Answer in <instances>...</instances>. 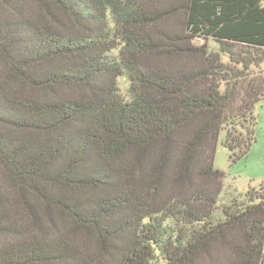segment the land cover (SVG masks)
<instances>
[{"label":"trees","instance_id":"obj_1","mask_svg":"<svg viewBox=\"0 0 264 264\" xmlns=\"http://www.w3.org/2000/svg\"><path fill=\"white\" fill-rule=\"evenodd\" d=\"M1 1L5 63L54 97L0 85V170L24 208L15 224L0 203V264H264V193L218 207L214 167L223 131L231 162L255 141L264 0ZM51 213L63 232H42Z\"/></svg>","mask_w":264,"mask_h":264},{"label":"rangeland","instance_id":"obj_2","mask_svg":"<svg viewBox=\"0 0 264 264\" xmlns=\"http://www.w3.org/2000/svg\"><path fill=\"white\" fill-rule=\"evenodd\" d=\"M162 4H160L161 6ZM158 6V5H157ZM26 8V9H25ZM11 13H15L12 9L9 8L3 1L0 0V19L5 20L6 17H9ZM23 14H28L33 19L38 20L42 17L41 12L35 6H25L22 11ZM180 14H177L171 19L163 20L160 22V27H180L181 22ZM48 21V20H47ZM65 21V20H64ZM49 22V21H48ZM51 24V21L49 22ZM47 24L48 26L50 24ZM54 23V22H53ZM195 44H200V40H195ZM211 48L213 50H218L219 47L216 44L211 42ZM232 50H238L237 47L232 48ZM157 58L151 61V66L154 64L161 65L164 62L162 54H158ZM143 55H138L137 62L138 64L147 66L148 60L143 59ZM150 58V56L146 57ZM163 66V65H162ZM139 67V66H138ZM229 66H227L228 68ZM245 74L248 75V79L254 80L259 76L264 78V64L251 67L248 71H245ZM9 87L14 92L20 94V96L25 97H35V99H42L44 97L53 98L54 95H49L46 92L37 91L31 88L27 83H24L23 80H20L17 75H15L12 70L5 63L4 57L0 53V85ZM120 89L125 92L129 89V82L127 78L119 79ZM81 95L84 93L83 89H70L62 88L59 92L56 93V96H74ZM254 115L256 117V127H255V141L250 146L247 154L235 162L229 160V153L223 147V140L225 131L220 135L218 147L214 156V167L222 171L225 175L223 180V190L221 197L218 199V207L227 204L233 200L242 201L245 199L248 189L254 190L255 192L264 193V98L259 101L254 108ZM20 191L16 190L8 181V177L5 173L0 170V203H4L8 207L7 215L10 217L11 221L15 224H21L23 222V210L24 208L18 202ZM28 202H31V199H27ZM3 205V204H2ZM3 206L0 205V209L3 210ZM5 207V206H4ZM36 211V210H35ZM37 212V211H36ZM43 214V213H42ZM52 220L54 221V226H51L49 222H45L48 227L43 229V233L47 235H54L58 232H63L67 227L66 217L53 213L50 214ZM48 220V219H47ZM30 220L28 219L27 222ZM43 222V221H42ZM3 234H0V240L3 239ZM91 244V243H90ZM92 249L94 248L93 244Z\"/></svg>","mask_w":264,"mask_h":264}]
</instances>
